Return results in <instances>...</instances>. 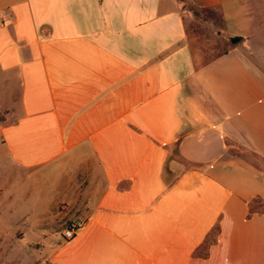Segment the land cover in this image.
Returning a JSON list of instances; mask_svg holds the SVG:
<instances>
[{
  "label": "crops",
  "instance_id": "1",
  "mask_svg": "<svg viewBox=\"0 0 264 264\" xmlns=\"http://www.w3.org/2000/svg\"><path fill=\"white\" fill-rule=\"evenodd\" d=\"M186 1L240 39L197 62ZM238 145L264 159V0H0V159L59 179L49 264H264Z\"/></svg>",
  "mask_w": 264,
  "mask_h": 264
},
{
  "label": "rangeland",
  "instance_id": "2",
  "mask_svg": "<svg viewBox=\"0 0 264 264\" xmlns=\"http://www.w3.org/2000/svg\"><path fill=\"white\" fill-rule=\"evenodd\" d=\"M188 16L186 22L189 41L197 62L204 61L230 44L228 38L220 32L221 20L216 10L207 11L190 2L183 3ZM201 20L204 22L201 23ZM238 152L244 154L264 169V159L245 146L238 145ZM172 155L175 148L171 147ZM11 171V170H10ZM53 171L39 176H21L13 174L9 180L6 162L0 159V264H49L47 237L34 240L38 233V222L45 218L43 228H49L52 214L48 208L52 194L58 189L57 176ZM12 174V172H11ZM9 194H11L9 196ZM69 225L66 220L53 222V227L64 229ZM20 228L25 229L21 231ZM25 232V233H24ZM46 239V240H45Z\"/></svg>",
  "mask_w": 264,
  "mask_h": 264
},
{
  "label": "built area",
  "instance_id": "3",
  "mask_svg": "<svg viewBox=\"0 0 264 264\" xmlns=\"http://www.w3.org/2000/svg\"><path fill=\"white\" fill-rule=\"evenodd\" d=\"M77 230V225L75 223H70L68 226H66L63 230V237L65 239L72 238Z\"/></svg>",
  "mask_w": 264,
  "mask_h": 264
},
{
  "label": "water",
  "instance_id": "4",
  "mask_svg": "<svg viewBox=\"0 0 264 264\" xmlns=\"http://www.w3.org/2000/svg\"><path fill=\"white\" fill-rule=\"evenodd\" d=\"M238 39H240V35H233V36H230V41H231V42H236Z\"/></svg>",
  "mask_w": 264,
  "mask_h": 264
},
{
  "label": "trees",
  "instance_id": "5",
  "mask_svg": "<svg viewBox=\"0 0 264 264\" xmlns=\"http://www.w3.org/2000/svg\"><path fill=\"white\" fill-rule=\"evenodd\" d=\"M183 3H185V2H183ZM177 142H178V140H176V142L174 143V147L177 145Z\"/></svg>",
  "mask_w": 264,
  "mask_h": 264
}]
</instances>
